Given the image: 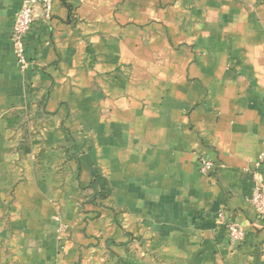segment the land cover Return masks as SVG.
Wrapping results in <instances>:
<instances>
[{
  "label": "crops",
  "instance_id": "1",
  "mask_svg": "<svg viewBox=\"0 0 264 264\" xmlns=\"http://www.w3.org/2000/svg\"><path fill=\"white\" fill-rule=\"evenodd\" d=\"M23 1L0 0V264H264V0H52L21 69Z\"/></svg>",
  "mask_w": 264,
  "mask_h": 264
},
{
  "label": "built area",
  "instance_id": "2",
  "mask_svg": "<svg viewBox=\"0 0 264 264\" xmlns=\"http://www.w3.org/2000/svg\"><path fill=\"white\" fill-rule=\"evenodd\" d=\"M52 0H24L22 6L15 17L12 27L10 40L12 43L14 56L17 64L21 69L28 66L24 53V36L28 32L31 23L36 18L48 20L50 18ZM259 160L256 162L258 165ZM213 164L211 161L200 159L198 171L202 175H206ZM253 188L249 199V204L254 211L257 220L264 223V182L258 172L252 175ZM218 223L225 228L226 235L231 245H237L243 241L244 231L234 221L228 220L223 211L217 214Z\"/></svg>",
  "mask_w": 264,
  "mask_h": 264
}]
</instances>
